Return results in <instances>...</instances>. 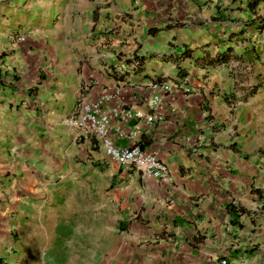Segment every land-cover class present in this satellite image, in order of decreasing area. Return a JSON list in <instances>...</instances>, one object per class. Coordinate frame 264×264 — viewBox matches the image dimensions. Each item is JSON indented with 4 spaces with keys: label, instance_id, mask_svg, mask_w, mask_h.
<instances>
[{
    "label": "crops",
    "instance_id": "obj_1",
    "mask_svg": "<svg viewBox=\"0 0 264 264\" xmlns=\"http://www.w3.org/2000/svg\"><path fill=\"white\" fill-rule=\"evenodd\" d=\"M121 1L111 44L135 51L102 42L88 59L113 4L0 0V264H264V0ZM113 89L143 111L160 96L136 139L169 181L61 123ZM135 121H111L115 146Z\"/></svg>",
    "mask_w": 264,
    "mask_h": 264
},
{
    "label": "built area",
    "instance_id": "obj_2",
    "mask_svg": "<svg viewBox=\"0 0 264 264\" xmlns=\"http://www.w3.org/2000/svg\"><path fill=\"white\" fill-rule=\"evenodd\" d=\"M18 38L19 40L24 39L22 36ZM135 64L134 61L131 66L134 68ZM81 87L84 89L85 85ZM149 87L153 91H167L169 88L166 82L159 81H150ZM116 95V89L104 91L100 95L99 101L82 103L77 113L63 117L61 123L73 130L78 138L97 142L104 153L118 166L132 167L145 176H150L156 180L169 181L171 177L165 164L154 153L142 150L136 139L140 120L146 124L162 121L160 96L154 93L147 98L145 104L148 111H143L139 107L130 108L115 103ZM129 119L136 120L127 134L131 142L128 146H115L108 135L111 121ZM114 132L118 137L122 135V131L118 126L114 128ZM219 263L225 264L226 258H221Z\"/></svg>",
    "mask_w": 264,
    "mask_h": 264
},
{
    "label": "rangeland",
    "instance_id": "obj_3",
    "mask_svg": "<svg viewBox=\"0 0 264 264\" xmlns=\"http://www.w3.org/2000/svg\"><path fill=\"white\" fill-rule=\"evenodd\" d=\"M92 1H93V4L98 5L100 7L101 6H106L108 4H113V6H114L113 8L118 13H117V15H114L115 20H111L115 24V26L112 27L111 25H108V26L104 25V26H106L104 28V32H101L100 30L98 32H96V35H98V38H100L101 34H102V37H104V39L99 41V45H95V50L94 51L89 49L86 52L88 59L93 55V52L100 53L101 50H103V49L106 50L107 46L110 48V50H111V48H123L125 52H128V53L132 52L133 53L135 51V49H136V47L133 49V45L137 43V41L134 40V38L130 39L128 42H118L116 44L114 43L113 45L111 44V42L114 41L113 34H118L119 33L121 22H123V14L124 13L122 12V8H126L127 6L124 7L122 5V1L121 0H92ZM166 11L168 13H171V12L173 13V10H171V9H166ZM107 14L108 13H106L105 16L101 15L100 18L101 19H103V18H105V19L106 18H110L111 19L112 16H108ZM132 20H133V22H131L130 25L131 26L132 25L137 26L138 23L136 21H138V18H132ZM94 35H95V33L92 34L93 37H90L89 35H87L86 39L95 41L98 38H95ZM107 35L113 37V40L110 39V38L108 39L106 37ZM102 42H104V45H105L106 48L101 47ZM122 45H123V47H122ZM84 85L87 86V83H84L81 86H84ZM57 204H60V203L58 201H55V199H52V201L46 200L45 203L43 204V206H42V204H40L39 206H42L41 208H47V207H55ZM24 210L27 211L26 212V216H20L19 217L20 224L21 223L24 224L27 221H31V219L29 220V219H26V218L28 216H31V215L35 214L33 209L27 208V209H24ZM20 232L25 233L23 228L20 230ZM19 240H20V243H22V237L21 236H20Z\"/></svg>",
    "mask_w": 264,
    "mask_h": 264
}]
</instances>
